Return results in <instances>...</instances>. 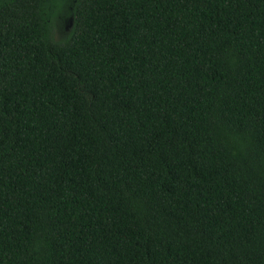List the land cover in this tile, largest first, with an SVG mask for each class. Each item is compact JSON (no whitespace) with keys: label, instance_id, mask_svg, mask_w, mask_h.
Here are the masks:
<instances>
[{"label":"trees","instance_id":"16d2710c","mask_svg":"<svg viewBox=\"0 0 264 264\" xmlns=\"http://www.w3.org/2000/svg\"><path fill=\"white\" fill-rule=\"evenodd\" d=\"M0 264H264V0H0Z\"/></svg>","mask_w":264,"mask_h":264},{"label":"rangeland","instance_id":"374dc122","mask_svg":"<svg viewBox=\"0 0 264 264\" xmlns=\"http://www.w3.org/2000/svg\"><path fill=\"white\" fill-rule=\"evenodd\" d=\"M69 24H70L69 18L60 19L55 25L56 37H59L65 31H67V29L69 28Z\"/></svg>","mask_w":264,"mask_h":264}]
</instances>
